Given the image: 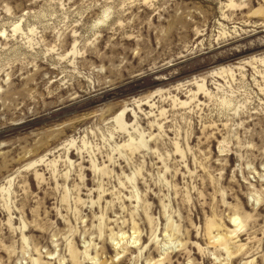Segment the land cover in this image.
<instances>
[{
    "label": "rangeland",
    "instance_id": "rangeland-1",
    "mask_svg": "<svg viewBox=\"0 0 264 264\" xmlns=\"http://www.w3.org/2000/svg\"><path fill=\"white\" fill-rule=\"evenodd\" d=\"M0 264H264V0H0Z\"/></svg>",
    "mask_w": 264,
    "mask_h": 264
}]
</instances>
